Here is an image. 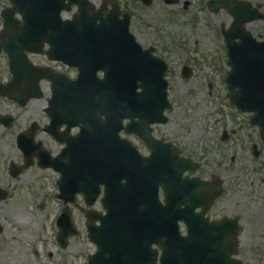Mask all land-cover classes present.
<instances>
[{"label":"rangeland","instance_id":"rangeland-1","mask_svg":"<svg viewBox=\"0 0 264 264\" xmlns=\"http://www.w3.org/2000/svg\"><path fill=\"white\" fill-rule=\"evenodd\" d=\"M153 1L147 8L128 2L126 9L133 16L132 32L140 39L147 42L150 37L154 41L160 36L165 40V45L159 46L168 52L172 67L168 78L173 109L163 129L182 132L186 154L206 159L208 167L219 173L228 170L227 194L232 208H243L246 213L245 240L252 246L264 244V169L260 174L254 172L264 163V146L256 133L259 129L249 124L251 115L231 105L224 81L229 68L220 28L222 24L228 26L231 18L223 9L218 15L211 14L208 0ZM8 5L7 0H0V12ZM260 38H264V30ZM5 59L0 58L2 81L9 76ZM188 62L194 71L185 79L182 65ZM11 109L12 104L0 100V110ZM28 109L29 113L35 111L33 106ZM226 131L230 138L224 141ZM30 199L25 190L22 209L1 216L6 239L0 241V264H88V256L96 247L87 238L80 213L75 212L74 217L79 235L61 249L56 242L55 219L62 204L52 201L50 209L38 212L29 204ZM248 264H264V258Z\"/></svg>","mask_w":264,"mask_h":264},{"label":"water","instance_id":"water-1","mask_svg":"<svg viewBox=\"0 0 264 264\" xmlns=\"http://www.w3.org/2000/svg\"><path fill=\"white\" fill-rule=\"evenodd\" d=\"M13 4V9L7 10L3 13L5 27L7 31L4 32L9 37V42H1L0 49L3 47L9 53L10 67L17 80L21 76V65L26 64L25 56L18 54L15 49L17 42L22 40L27 43L33 38L41 39L51 36V28L56 23L61 25L60 13L66 7L67 0H10ZM70 2H77L81 6L86 3L84 0H69ZM217 1H210L211 8L217 11ZM220 2L226 6H232L235 9V15L238 17V26L234 30L224 31L226 43L229 47V64L232 66V71L229 73L226 82L229 84L231 94L229 95L232 103L236 105L240 110L247 112H254L255 116L252 118V124L259 125L261 130L264 131V43H257L251 36V34L245 32L241 28V24L246 21L238 15V8L241 9L242 4L235 0H220ZM248 7V6H247ZM19 12L25 21V30L19 31L18 21L15 19V12ZM84 14H82L78 20H83ZM260 18V17H257ZM56 24V25H57ZM32 26V27H31ZM31 27V28H30ZM118 30V29H117ZM75 30H73L74 32ZM109 32V33H108ZM113 32H119L120 34L114 35ZM106 41L119 40L123 44L112 45L116 54L115 57L118 60L123 70H132V78H138L137 81H141L143 86L149 87L154 85L156 90L160 83L164 86L163 98L160 99L162 103L166 100V86L167 82L163 80V69L143 66L142 68L135 59V43L133 38L128 32V21L122 24L121 29L115 31L114 29L105 30L102 35ZM241 39V43L237 44L236 39ZM106 46V45H105ZM108 46L105 50V59L109 61L111 59L108 51ZM96 74V70L92 71V79ZM109 87L107 86V90ZM158 96V95H157ZM110 95L107 94L106 98V124L103 128L106 131L113 129L119 131L121 128V116L115 113L113 104L110 102ZM158 100H155V104ZM167 105V103H166ZM102 127V125H101ZM103 129V130H104ZM264 136V134H263ZM66 185L61 184V190L65 191ZM65 201L67 200L64 198ZM108 207L110 209H132L136 210L140 207H144L145 202L141 199H136L133 195H130L129 189H123L122 196L116 201H108ZM149 207L156 210L157 213L153 216L151 243H157L162 249L161 264H210L205 261H201L200 258H196L194 252H181L180 249V237L177 232V227L172 220L168 223L165 219L158 214L162 213L163 207L156 200L149 201ZM59 225L61 227V233L59 234V241L62 245L66 243V238L75 230L70 224V219L67 211H65L59 219ZM116 234L115 242L108 246L106 245V238H102L98 231L93 232L90 235L91 241L99 246L98 253L91 259V264H156V253L152 251L151 244L144 249L143 254L147 253V258L141 255V247L135 245L131 240L129 230L126 227L119 226L112 228ZM168 237H167V236ZM166 237V240L161 242V239ZM108 248L112 252L109 259H113V262L107 261V258L102 259V252L104 248ZM189 250V249H187ZM193 250V249H192ZM189 255H188V254Z\"/></svg>","mask_w":264,"mask_h":264},{"label":"flooded vegetation","instance_id":"flooded-vegetation-1","mask_svg":"<svg viewBox=\"0 0 264 264\" xmlns=\"http://www.w3.org/2000/svg\"><path fill=\"white\" fill-rule=\"evenodd\" d=\"M122 1L125 2L126 0ZM99 5L100 2L98 3V6ZM136 38L145 48H154L157 54L159 53L163 55V57L164 55L166 56L164 48L159 49L158 47L159 41H153L150 37H148L147 42H145L146 40L144 38L140 39L139 36ZM162 44H164L163 41ZM51 68L55 72V80L53 82L46 80L40 82V87L45 95L44 99L41 100H44L45 104L48 105L49 100L53 98L55 94L56 101L53 104V111L56 118L52 128L58 136L65 133L67 138L73 139L80 131L75 127L68 130L69 123L66 116L70 107L69 99L66 96L67 83L65 82H67L68 79L75 80L78 72L76 68L67 66L58 61H55ZM46 107L47 106H44L42 110H37L31 117H27L29 114H25L24 109L18 107L19 111L14 112L13 128L16 127V130L11 131L13 128L7 129L5 126H1L3 131H0V222L3 221L1 220V216L3 217L5 213L22 209V203H25V200H21V194L23 192L25 193V190L31 198L29 204L36 211L39 212L50 209L49 205L52 203V200L57 199V183L61 177V169H66L68 177L73 180H85L89 178L91 174L94 175V177L97 175L100 177V174H103L104 169H90L82 163H74L72 158L66 160L64 162L65 166H60L58 169L47 166L49 162L46 157L39 159V157L45 154H48L50 158L57 157L65 148V144L61 143L59 140L60 137L57 138L45 131V127L49 123V118L45 112ZM33 123H36L34 139L36 143L41 144V148L46 153H40L34 150L31 153V158L27 159L23 151L17 146V137L22 133L30 132L27 130L31 128ZM157 127L158 126H155L154 131H152L153 136L162 142H171L168 138L169 132L163 131L162 129V131H159ZM123 135L133 142L141 155L145 157L150 155V148L141 138L136 135ZM101 189L103 190V187ZM163 194L164 192L161 191L162 196ZM224 194L207 209L204 221L201 219L203 206L191 208L189 212H187L188 215H184L180 221L181 234L183 236L187 235L188 223L193 225L195 229L197 228L198 234L209 235L211 241L209 255L213 259L221 256L223 261L237 259L244 264H248V262L257 260L258 258H264V244H255L252 246L245 240V210L243 208L233 210L231 200L228 198L227 194ZM102 195L103 192L100 197ZM76 199L84 201L85 195L78 194ZM182 208L184 211L186 210L185 207ZM78 209L81 211L80 208ZM99 210L105 213L102 209ZM229 218L231 220H237L240 226L237 234L238 246L235 255L231 254L232 248L229 244V238L233 233L232 223H229L224 227V230L220 231L217 229L213 230L212 227L207 231L206 225ZM219 238L223 242L221 255H218V248L216 247ZM5 239V230L1 229L0 241H5ZM250 257H253V260H249Z\"/></svg>","mask_w":264,"mask_h":264}]
</instances>
